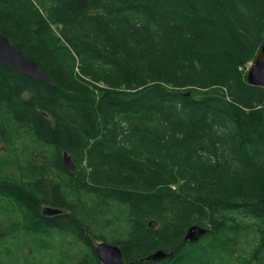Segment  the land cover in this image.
Listing matches in <instances>:
<instances>
[{"label": "trees", "instance_id": "trees-1", "mask_svg": "<svg viewBox=\"0 0 264 264\" xmlns=\"http://www.w3.org/2000/svg\"><path fill=\"white\" fill-rule=\"evenodd\" d=\"M0 31L54 83L0 63V264H264V0H0Z\"/></svg>", "mask_w": 264, "mask_h": 264}, {"label": "water", "instance_id": "water-1", "mask_svg": "<svg viewBox=\"0 0 264 264\" xmlns=\"http://www.w3.org/2000/svg\"><path fill=\"white\" fill-rule=\"evenodd\" d=\"M0 63L32 78L54 85L50 77L41 71L39 64L18 50L2 32H0ZM246 80L249 84L264 88V43L260 46L253 60L252 66L246 73ZM63 159L66 167L69 170H74V165L66 153L63 154ZM262 202L264 206V199ZM58 212H60L59 209L48 207L42 210V213L46 215ZM148 226L150 228H154L156 223H149ZM207 232V228L194 225L188 228L184 239L193 242ZM94 247L96 257L102 264H133L131 262L126 263L122 260L121 251L117 245L101 241L96 243ZM170 255L171 254H167L162 250H156L151 254L150 258L153 261H161Z\"/></svg>", "mask_w": 264, "mask_h": 264}, {"label": "bare ground", "instance_id": "bare-ground-1", "mask_svg": "<svg viewBox=\"0 0 264 264\" xmlns=\"http://www.w3.org/2000/svg\"><path fill=\"white\" fill-rule=\"evenodd\" d=\"M134 21V20H133ZM1 32V31H0ZM3 33V32H2ZM4 34V33H3ZM6 35V34H5ZM40 66V65H39ZM41 69V68H40ZM41 71L44 73V74H46L42 69H41ZM47 75V74H46ZM48 76V75H47ZM35 79V78H34ZM37 80H39V79H37ZM42 81V80H41ZM153 223V222H152ZM155 223V222H154ZM194 226V225H193ZM197 226H200V225H197ZM227 226V225H226ZM191 227V226H190ZM200 227H204V226H200ZM204 228H207V227H204ZM208 229V231H209V228H207ZM208 233V232H207ZM206 233V234H207ZM205 235V234H204ZM204 235H202L201 237H203ZM201 237H199L197 240H199ZM217 239V238H216ZM215 238H214V240H216ZM196 240V241H197ZM192 242V241H191ZM194 242V241H193ZM211 247H212V245H211ZM213 248V247H212ZM122 255V254H121ZM123 260V259H122ZM126 263H129V262H126Z\"/></svg>", "mask_w": 264, "mask_h": 264}]
</instances>
